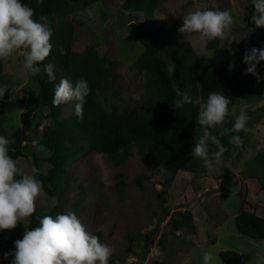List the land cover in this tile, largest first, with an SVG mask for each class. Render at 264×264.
I'll return each instance as SVG.
<instances>
[{
    "label": "rangeland",
    "instance_id": "rangeland-1",
    "mask_svg": "<svg viewBox=\"0 0 264 264\" xmlns=\"http://www.w3.org/2000/svg\"><path fill=\"white\" fill-rule=\"evenodd\" d=\"M130 1L129 10H124V0H98L88 5H73L76 33L72 48L81 51L94 45L96 56L105 53L113 62L108 66L114 75L112 88L103 97L104 107L108 110H141L146 76L137 74L135 68V60L141 52L135 38L137 34L150 37L171 28L179 30L183 16L191 11L230 10L234 19L232 33L239 42L229 44L227 40L220 39L218 47L209 50L199 40L198 34H182L190 43L200 67L225 61L258 37L257 27L251 21L255 8L253 0ZM44 23L50 28L48 21ZM23 51L18 50L7 60H2L0 76L5 83L0 87H7V90L0 99V112L5 116L3 131L6 135L30 117L31 97L36 90L31 73L23 68ZM61 78L70 80L59 72L58 83ZM10 97L15 99L10 100ZM244 104L249 105L247 112L251 114L247 123L249 131L243 136L246 147L239 159L219 165L213 162L211 169H197L189 177L163 166L159 175L146 181L144 178L149 176V172L139 159L136 148L119 165H113L106 155L88 149L83 156L67 164L59 201L42 191L35 202L48 207L57 204L56 215L75 213L87 232L98 236L102 243L113 249L109 264H204L205 251L214 255L211 264H221L218 254L222 251H237L241 255L240 264H264V241L240 235L234 226V217L242 199L251 204L253 209L249 208L250 211L264 217V165L254 161L255 155L264 151V82L258 97L237 99L229 110L238 114ZM69 112L70 102L61 104L57 116L65 118ZM44 115L43 121L48 122L50 118ZM228 117L235 118L232 115ZM40 128L35 130L36 134ZM30 145H25L24 157L16 160L26 173H30L33 167V155L41 160L46 157L37 141ZM38 166L45 174L48 164L39 161ZM168 178L172 179L169 186ZM117 183H120V196ZM79 188L83 189L84 197L75 205ZM157 194L165 196L162 210ZM186 208L193 213L195 234H182L181 241L165 237L168 250L160 252L157 240L162 233L169 231L167 221L170 215ZM150 225L154 226L149 230ZM27 226L28 218H22L16 228L6 230L8 239L14 242L22 239ZM5 252L11 251L0 246V264L7 262Z\"/></svg>",
    "mask_w": 264,
    "mask_h": 264
},
{
    "label": "trees",
    "instance_id": "trees-1",
    "mask_svg": "<svg viewBox=\"0 0 264 264\" xmlns=\"http://www.w3.org/2000/svg\"><path fill=\"white\" fill-rule=\"evenodd\" d=\"M97 1L44 0L43 5L37 7L36 0H21L35 9L34 19L41 15L47 18L53 33L50 39L52 50L49 57L39 65L41 73L32 75L36 90L31 97L30 117L24 120L19 128L6 135L3 131L5 116L0 112V135L14 141L9 145V155L14 160L24 157L26 144L29 147L30 143L37 141L38 147L45 151L46 157L41 160L33 155V167L39 170L37 178L43 182V193L57 202L63 194L67 164L83 156L88 149L106 155L113 165H119L128 159L133 148H136L139 159L149 172V176L144 178L146 181L151 176L159 175L163 166L174 172L189 174L195 173L197 169L205 171L203 161L191 156L197 137H202L205 131L198 123V105L185 104L183 108L174 109L173 102L179 98L176 95L177 89L187 92L193 100L201 98L205 101L211 92H221L229 97L231 106L237 99L250 100L258 97L264 82V79L258 81L255 76L246 74L247 65L243 62L247 50L264 47V27L257 28L256 40L235 51L225 61L204 67L198 65L197 56L190 43L175 28L153 33L150 37L137 34L135 38L141 52L135 60V68L137 74L146 76L141 110H108L104 107L103 97L112 88L114 75L108 67L113 63L112 59L105 53L100 57L96 56L94 45L86 46L81 51L72 48L76 33V23L72 16L73 5H88ZM131 5L130 0H124V10H129ZM219 40L217 38L207 42L205 47L209 50L216 49ZM47 63L55 65L56 80L53 82H49L43 72V66ZM230 64H234L232 71H229ZM1 70L2 60L0 74ZM59 72L68 76L73 83L81 77L87 80L90 94L84 104L83 119H78L75 115V102H70L68 116H57L58 106H55L52 100ZM257 72L264 77V61L257 65ZM4 83L0 76V84ZM44 113L50 118L48 122L43 121ZM234 121L235 118L226 117L223 127L231 128ZM220 127L218 126L212 134L219 136ZM39 128V134H36L35 130ZM207 130L210 132V129ZM232 135H240L243 138L244 132H234ZM219 138L227 149L220 164L242 156L246 147L245 141L242 147L235 148L229 144V136ZM209 148L210 152L216 151L214 145L209 144ZM233 151L236 152L235 156L232 155ZM39 161L48 164L45 174L39 169ZM254 161L264 165V151H259ZM166 182L169 186L172 179L168 178ZM116 188L120 196V183L116 184ZM78 194L75 205L83 200L82 188H79ZM156 197L159 199L161 210L164 209L165 196L157 194ZM249 208L253 209L246 199H242L234 217L235 229L240 235L264 241V217L256 215ZM57 209V204L48 207L35 202V212L27 217V228L38 227L40 219L45 215L55 218ZM167 225L170 227L169 231L162 233L157 240L160 252L168 250L165 237L181 241L182 236L194 235L196 232L193 213L187 208L181 212H173ZM146 239L152 242L148 236ZM0 246L11 252L15 251L14 241L8 239L6 230H0ZM218 255L221 264L241 262V255L237 251H222ZM12 259L10 255L5 264H11Z\"/></svg>",
    "mask_w": 264,
    "mask_h": 264
},
{
    "label": "clouds",
    "instance_id": "clouds-1",
    "mask_svg": "<svg viewBox=\"0 0 264 264\" xmlns=\"http://www.w3.org/2000/svg\"><path fill=\"white\" fill-rule=\"evenodd\" d=\"M44 0H36L41 7ZM255 5L251 21L257 28L264 27V0H253ZM35 9L21 0H0V60H7L14 52L23 49V68L37 76L41 73V62L49 57L53 35L51 29L41 15L34 19ZM234 23L230 10L205 9L188 12L183 16L181 34H198L201 42L207 43L217 38L239 42L232 33ZM64 52L61 49V55ZM264 61V47H253L243 56L247 65L246 74L253 75L257 80L264 79L257 72V65ZM234 64L229 65L232 71ZM49 82L56 80L55 65L47 63L43 66ZM7 87H0V99H3ZM90 94V87L83 77L75 83L61 78L54 86L52 103L55 106L74 103L75 115L83 119L84 104ZM178 99L173 102L174 109L183 108L185 104H196L199 108L198 123L205 131L202 137H197L191 151V156L203 161L204 166L211 169L213 162L219 165L223 154L227 151L219 137L229 136V144L235 148L242 147L244 140L240 135L232 133L248 132L247 114L249 105L244 104L237 114L230 112V99L221 92H211L206 101L195 100L187 92L177 89ZM14 100L15 97H10ZM232 115L235 121L231 128L223 127L226 117ZM221 126L219 136L213 135L207 129ZM14 143L6 136L0 135V230L16 228L22 218L30 217L35 212V201L42 194L43 182L37 179L39 170L32 167L30 173L24 172L17 161L9 155V145ZM209 144L216 151L210 152ZM235 156L236 152L233 151ZM184 175L189 177V173ZM154 225L149 226V230ZM15 251L5 252L4 258L13 257L11 264H109L113 249L102 243L98 236L86 231L84 225L75 213L58 214L53 218L45 215L39 221V226L25 231L22 239L14 242ZM214 255L210 251L203 253L204 264H211Z\"/></svg>",
    "mask_w": 264,
    "mask_h": 264
}]
</instances>
